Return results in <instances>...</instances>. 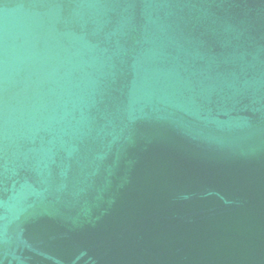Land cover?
Instances as JSON below:
<instances>
[{
	"label": "water",
	"instance_id": "water-1",
	"mask_svg": "<svg viewBox=\"0 0 264 264\" xmlns=\"http://www.w3.org/2000/svg\"><path fill=\"white\" fill-rule=\"evenodd\" d=\"M0 264H264V0H0Z\"/></svg>",
	"mask_w": 264,
	"mask_h": 264
}]
</instances>
